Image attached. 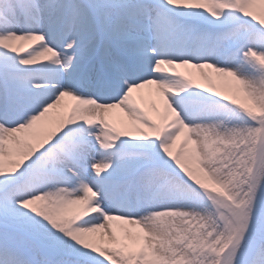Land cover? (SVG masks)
<instances>
[{
	"label": "snow or ice",
	"instance_id": "obj_1",
	"mask_svg": "<svg viewBox=\"0 0 264 264\" xmlns=\"http://www.w3.org/2000/svg\"><path fill=\"white\" fill-rule=\"evenodd\" d=\"M0 264H264V0H0Z\"/></svg>",
	"mask_w": 264,
	"mask_h": 264
},
{
	"label": "bare ground",
	"instance_id": "obj_2",
	"mask_svg": "<svg viewBox=\"0 0 264 264\" xmlns=\"http://www.w3.org/2000/svg\"><path fill=\"white\" fill-rule=\"evenodd\" d=\"M24 43H25V45H27L28 42H24ZM182 70H184L186 72H192V73L196 74L198 80H200L201 82H204V81H202V78L199 77L198 70H195V69H182ZM209 71H211V70H209ZM213 75H215L214 72H213ZM141 91L143 92V94L146 97V99H148V100L155 99L157 101V104L159 105V97H158V95H157V93H156V91L154 89V86H148V87H146L145 89H143ZM146 106L149 108V111L153 115H156L155 109H152L150 104H147ZM117 111H119V110H117ZM122 118L126 120V117H122ZM116 122L120 123V120L118 119Z\"/></svg>",
	"mask_w": 264,
	"mask_h": 264
},
{
	"label": "rangeland",
	"instance_id": "obj_3",
	"mask_svg": "<svg viewBox=\"0 0 264 264\" xmlns=\"http://www.w3.org/2000/svg\"><path fill=\"white\" fill-rule=\"evenodd\" d=\"M214 77H216L217 78V80H219V77H217V75L215 74V75H213Z\"/></svg>",
	"mask_w": 264,
	"mask_h": 264
}]
</instances>
